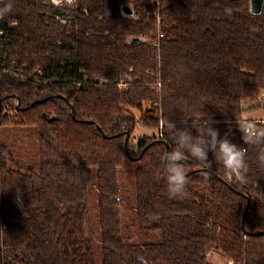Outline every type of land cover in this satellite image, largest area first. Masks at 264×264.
Masks as SVG:
<instances>
[{
	"label": "trees",
	"instance_id": "16d2710c",
	"mask_svg": "<svg viewBox=\"0 0 264 264\" xmlns=\"http://www.w3.org/2000/svg\"><path fill=\"white\" fill-rule=\"evenodd\" d=\"M0 1V264H264V145L238 126L264 109V1L164 0L162 37L151 0ZM207 121L247 148V182L206 151L170 197L168 124ZM138 124L157 134L133 149ZM18 127L38 131L32 164L7 142Z\"/></svg>",
	"mask_w": 264,
	"mask_h": 264
},
{
	"label": "clouds",
	"instance_id": "9594fccd",
	"mask_svg": "<svg viewBox=\"0 0 264 264\" xmlns=\"http://www.w3.org/2000/svg\"><path fill=\"white\" fill-rule=\"evenodd\" d=\"M56 5L62 4V0H52ZM72 2V0H69ZM11 10V5L5 9H0V17ZM244 119H239L238 126L243 133V142L245 145H264V127H258L253 121L247 119V114H244ZM169 129L173 133V138L176 141V147L167 152L164 159L167 162L165 165V173L167 179V191L170 197H177L185 194L188 178L185 173L184 164L181 161H186L189 156L198 160L201 163L202 169H210L211 163L208 162L206 151H211L215 161L222 165L224 174L229 181L235 180L240 183H246L245 173L247 165L245 157L247 148H237L235 145L228 142L227 136L218 137V132L209 126L207 121L201 126L197 136L192 137L187 131H173L174 124H168ZM208 137L206 140L205 138ZM264 151V147L260 148ZM185 152L188 155H185ZM261 165H264V156H258ZM202 175L206 178L209 173L202 171ZM139 260L141 264H146L143 257Z\"/></svg>",
	"mask_w": 264,
	"mask_h": 264
},
{
	"label": "rangeland",
	"instance_id": "374dc122",
	"mask_svg": "<svg viewBox=\"0 0 264 264\" xmlns=\"http://www.w3.org/2000/svg\"><path fill=\"white\" fill-rule=\"evenodd\" d=\"M132 112L136 117H139L140 114L137 110H132ZM246 114L248 120H251V118H255L259 115H262L264 119V109L247 112ZM262 116L259 118L261 119ZM25 128L26 127H18L16 131L12 132L9 139H7V142L16 150V152H18L17 158L21 160L24 165H28L36 162L38 159V131L37 129H34L32 127H28L26 129ZM154 134H157V132H155L151 128L144 127L141 124H138L135 127L133 136L130 140L131 148H135V139L142 138L143 136H152ZM209 259L213 263L220 262V259L216 258L215 256H211V258Z\"/></svg>",
	"mask_w": 264,
	"mask_h": 264
},
{
	"label": "built area",
	"instance_id": "2783aa9c",
	"mask_svg": "<svg viewBox=\"0 0 264 264\" xmlns=\"http://www.w3.org/2000/svg\"><path fill=\"white\" fill-rule=\"evenodd\" d=\"M50 1L52 2V0H50ZM75 1L76 0H72V2H69V0H62V4H60L59 7H65V6H70L71 7L75 3ZM163 1L164 0H151L152 5L154 7V16L157 19L156 34H157L158 37H162V34L160 33V28H159V10H160L161 5L163 4ZM52 4L55 5V6H58V5L54 4L53 2H52ZM0 6H1V1H0ZM124 16L130 17V18H136V14H135L134 11H132L131 15H124ZM1 35H2V32H0V37H1ZM143 41H145V40L143 39ZM38 73H39V71L36 72V74H38ZM125 86L126 85H124L122 83L118 84V87H120V88H125Z\"/></svg>",
	"mask_w": 264,
	"mask_h": 264
},
{
	"label": "water",
	"instance_id": "95a60500",
	"mask_svg": "<svg viewBox=\"0 0 264 264\" xmlns=\"http://www.w3.org/2000/svg\"><path fill=\"white\" fill-rule=\"evenodd\" d=\"M263 1L264 0H249V10L251 14H259L262 10L263 7ZM121 11L124 15H131L132 10L130 9L129 6L125 5L121 7ZM138 38H132L129 40L130 43H136L138 42ZM72 109V108H71ZM101 132V130H100Z\"/></svg>",
	"mask_w": 264,
	"mask_h": 264
},
{
	"label": "crops",
	"instance_id": "0c3cea01",
	"mask_svg": "<svg viewBox=\"0 0 264 264\" xmlns=\"http://www.w3.org/2000/svg\"><path fill=\"white\" fill-rule=\"evenodd\" d=\"M262 115H259V116H257V117H255V118H251V120H262L263 119V116H262V118L260 119L259 117H261ZM257 118H259V119H257Z\"/></svg>",
	"mask_w": 264,
	"mask_h": 264
}]
</instances>
